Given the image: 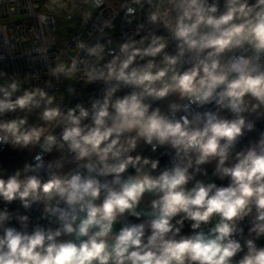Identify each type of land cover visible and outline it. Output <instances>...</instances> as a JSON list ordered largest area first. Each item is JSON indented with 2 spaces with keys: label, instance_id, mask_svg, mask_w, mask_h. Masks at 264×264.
<instances>
[{
  "label": "clouds",
  "instance_id": "obj_1",
  "mask_svg": "<svg viewBox=\"0 0 264 264\" xmlns=\"http://www.w3.org/2000/svg\"><path fill=\"white\" fill-rule=\"evenodd\" d=\"M84 3L94 38L0 69V264H264V0Z\"/></svg>",
  "mask_w": 264,
  "mask_h": 264
},
{
  "label": "built area",
  "instance_id": "obj_2",
  "mask_svg": "<svg viewBox=\"0 0 264 264\" xmlns=\"http://www.w3.org/2000/svg\"><path fill=\"white\" fill-rule=\"evenodd\" d=\"M119 0H111L109 7L96 15L108 16L113 14L118 7ZM40 0H0V29H4L0 35V69L9 72H19L29 75L39 74L43 77L46 68L43 64L31 55L35 46L41 40L52 39L54 48L52 54L65 51L68 47L74 46V40L81 36L89 39L94 38L93 31L96 19L89 21L87 25L81 22L78 28L70 25L69 32L60 37L58 34L57 21L60 19H72L77 10L84 6V0H72L69 10L49 13L54 23L49 22L48 27H41L36 19L40 11ZM116 30H108L113 40L118 41L121 35L127 33L132 26L128 25L123 13L116 18ZM39 35L40 40L37 39ZM5 37L10 41V47L5 44ZM99 88L90 90L89 95L98 94ZM5 151L0 152V159Z\"/></svg>",
  "mask_w": 264,
  "mask_h": 264
},
{
  "label": "rangeland",
  "instance_id": "obj_3",
  "mask_svg": "<svg viewBox=\"0 0 264 264\" xmlns=\"http://www.w3.org/2000/svg\"><path fill=\"white\" fill-rule=\"evenodd\" d=\"M88 6L85 4L84 6L80 7L77 12L75 13L72 19H60L57 21L58 25V34L61 35L60 37L66 35L69 32V27L71 26H78L82 18L80 16V12L86 9Z\"/></svg>",
  "mask_w": 264,
  "mask_h": 264
},
{
  "label": "trees",
  "instance_id": "obj_4",
  "mask_svg": "<svg viewBox=\"0 0 264 264\" xmlns=\"http://www.w3.org/2000/svg\"><path fill=\"white\" fill-rule=\"evenodd\" d=\"M81 22L82 21H80V24H81ZM79 25L78 26H73V27L78 28ZM1 159H3V161L5 163L13 164L14 165V164L18 163L22 159V156L20 154L13 153L10 150H5V152L3 153Z\"/></svg>",
  "mask_w": 264,
  "mask_h": 264
}]
</instances>
